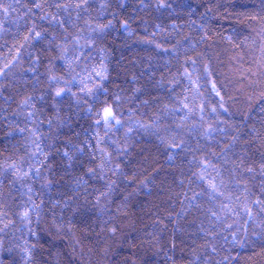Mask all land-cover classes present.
Masks as SVG:
<instances>
[{
	"label": "trees",
	"instance_id": "16d2710c",
	"mask_svg": "<svg viewBox=\"0 0 264 264\" xmlns=\"http://www.w3.org/2000/svg\"><path fill=\"white\" fill-rule=\"evenodd\" d=\"M0 264H264V0H0Z\"/></svg>",
	"mask_w": 264,
	"mask_h": 264
},
{
	"label": "snow or ice",
	"instance_id": "6c2138e0",
	"mask_svg": "<svg viewBox=\"0 0 264 264\" xmlns=\"http://www.w3.org/2000/svg\"><path fill=\"white\" fill-rule=\"evenodd\" d=\"M59 94V93H58ZM105 116L106 117H110L111 116V111L110 110H106L105 112Z\"/></svg>",
	"mask_w": 264,
	"mask_h": 264
}]
</instances>
